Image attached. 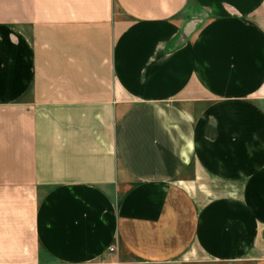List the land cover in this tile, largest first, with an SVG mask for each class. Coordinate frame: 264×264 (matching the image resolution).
Masks as SVG:
<instances>
[{
    "label": "crops",
    "instance_id": "obj_1",
    "mask_svg": "<svg viewBox=\"0 0 264 264\" xmlns=\"http://www.w3.org/2000/svg\"><path fill=\"white\" fill-rule=\"evenodd\" d=\"M0 264H264V0H0Z\"/></svg>",
    "mask_w": 264,
    "mask_h": 264
},
{
    "label": "built area",
    "instance_id": "obj_2",
    "mask_svg": "<svg viewBox=\"0 0 264 264\" xmlns=\"http://www.w3.org/2000/svg\"><path fill=\"white\" fill-rule=\"evenodd\" d=\"M115 250H116V246L115 245L109 247V251L110 252H114Z\"/></svg>",
    "mask_w": 264,
    "mask_h": 264
}]
</instances>
